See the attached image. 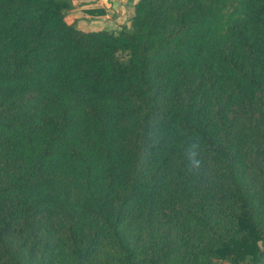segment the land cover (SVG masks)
<instances>
[{
  "label": "trees",
  "instance_id": "16d2710c",
  "mask_svg": "<svg viewBox=\"0 0 264 264\" xmlns=\"http://www.w3.org/2000/svg\"><path fill=\"white\" fill-rule=\"evenodd\" d=\"M72 7L0 0V264H264V0Z\"/></svg>",
  "mask_w": 264,
  "mask_h": 264
},
{
  "label": "crops",
  "instance_id": "0c3cea01",
  "mask_svg": "<svg viewBox=\"0 0 264 264\" xmlns=\"http://www.w3.org/2000/svg\"><path fill=\"white\" fill-rule=\"evenodd\" d=\"M139 0H72L73 7L70 9L67 20L76 23L83 29L86 22L93 25H104L110 30H119L124 25L130 26L134 15L135 4ZM95 11L100 15H94ZM101 19V20H96ZM88 24V23H87Z\"/></svg>",
  "mask_w": 264,
  "mask_h": 264
},
{
  "label": "clouds",
  "instance_id": "9594fccd",
  "mask_svg": "<svg viewBox=\"0 0 264 264\" xmlns=\"http://www.w3.org/2000/svg\"><path fill=\"white\" fill-rule=\"evenodd\" d=\"M186 157L190 170H199L202 164L200 159V148L198 143H190L186 150Z\"/></svg>",
  "mask_w": 264,
  "mask_h": 264
},
{
  "label": "rangeland",
  "instance_id": "374dc122",
  "mask_svg": "<svg viewBox=\"0 0 264 264\" xmlns=\"http://www.w3.org/2000/svg\"><path fill=\"white\" fill-rule=\"evenodd\" d=\"M69 12H70V10L67 11V18H68ZM94 15H96V16L100 15L99 11H98V13L95 11ZM96 20H101V19H96ZM90 23H92V22H90V21L86 22V24H82L81 26H83V29H85L86 31H99V30L107 29L106 27H104V25H93L92 26ZM216 262H217V264H229L225 260H217Z\"/></svg>",
  "mask_w": 264,
  "mask_h": 264
}]
</instances>
